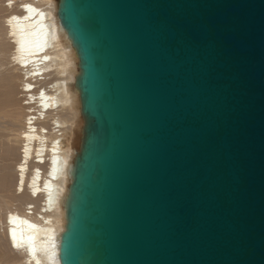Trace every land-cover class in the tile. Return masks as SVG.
<instances>
[{"label":"water","instance_id":"water-1","mask_svg":"<svg viewBox=\"0 0 264 264\" xmlns=\"http://www.w3.org/2000/svg\"><path fill=\"white\" fill-rule=\"evenodd\" d=\"M84 135L60 264H264V0H60Z\"/></svg>","mask_w":264,"mask_h":264},{"label":"bare ground","instance_id":"bare-ground-1","mask_svg":"<svg viewBox=\"0 0 264 264\" xmlns=\"http://www.w3.org/2000/svg\"><path fill=\"white\" fill-rule=\"evenodd\" d=\"M6 2L1 23L3 39L12 45L7 62L20 71L21 85H14L17 75L0 71V202H17L20 209L7 208L3 236L23 264H60L77 158L74 141L66 149L64 140L81 112L79 60L57 0ZM10 263L0 249V264Z\"/></svg>","mask_w":264,"mask_h":264},{"label":"rangeland","instance_id":"rangeland-1","mask_svg":"<svg viewBox=\"0 0 264 264\" xmlns=\"http://www.w3.org/2000/svg\"><path fill=\"white\" fill-rule=\"evenodd\" d=\"M58 2L60 0H57ZM5 4H8V2H6V0H0V46H1V50H3V52H0V55H1V59H0V71H8V72H12L16 77H15V87L17 86L18 88L20 87L21 85V74L19 75L20 71L17 72V70L15 69H18L16 66H13V64L7 62V59H8V55L10 54V52H12V45L11 43L9 42V40H5L3 39L4 36H3V27H2V23L1 21L3 20V17L5 15H7V8L4 7ZM4 46V47H3ZM3 47V49H2ZM5 51V52H4ZM9 53V54H8ZM4 55V56H3ZM53 78H57V76H53ZM21 95H19L18 97H20ZM23 99V98H20V100ZM77 113V117L73 118L69 124L71 126L74 127V129L70 132H68V134L66 135L65 137V140H64V145L66 147V149H69L70 148V145H71V142L74 141V144L76 145V148H77V156L79 155L80 153V149H81V144H82V139H83V135H84V118L82 116V113L81 112H75ZM17 148V154L20 152V149H19V146L16 147ZM14 163L12 165V167L14 168ZM40 204V201H38L36 203V205H39ZM11 206H12V209H18L19 208V203L17 202H14V203H9V204H2L0 202V249L1 251L6 254L11 263L10 264H23L22 263V258L17 255V254H14L12 253L9 248H8V244L3 236V232H4V229H5V225H4V216L5 214L7 213V210L8 209H11ZM8 208V209H7ZM20 209V208H19Z\"/></svg>","mask_w":264,"mask_h":264},{"label":"snow or ice","instance_id":"snow-or-ice-1","mask_svg":"<svg viewBox=\"0 0 264 264\" xmlns=\"http://www.w3.org/2000/svg\"><path fill=\"white\" fill-rule=\"evenodd\" d=\"M25 7H27V6H25Z\"/></svg>","mask_w":264,"mask_h":264}]
</instances>
